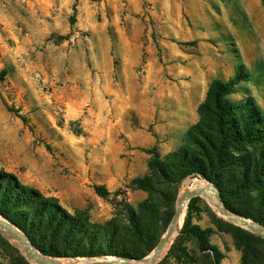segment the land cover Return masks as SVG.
Segmentation results:
<instances>
[{
    "label": "rangeland",
    "instance_id": "rangeland-1",
    "mask_svg": "<svg viewBox=\"0 0 264 264\" xmlns=\"http://www.w3.org/2000/svg\"><path fill=\"white\" fill-rule=\"evenodd\" d=\"M250 1L255 16L240 0H0V172L87 228L126 219L129 209L152 200L144 242L126 238L132 256L160 241L168 211L195 177L241 211L225 206L229 212L264 226V178L252 179L257 150L249 145L226 150L218 185L183 177L180 167L171 181L153 180V192L135 183L151 174L155 154L147 150L170 165L173 152L195 149L189 131L212 80L246 74L225 98L264 113V0ZM254 124L264 135V123ZM243 174L248 181L233 193ZM97 186L107 194L98 195ZM189 203L158 262L264 264V235L200 196ZM250 213L260 222L244 216ZM196 229L205 231L203 247L191 234ZM16 244L0 232V264H35Z\"/></svg>",
    "mask_w": 264,
    "mask_h": 264
},
{
    "label": "trees",
    "instance_id": "trees-1",
    "mask_svg": "<svg viewBox=\"0 0 264 264\" xmlns=\"http://www.w3.org/2000/svg\"><path fill=\"white\" fill-rule=\"evenodd\" d=\"M73 11L72 23L75 22V8ZM246 78V74L243 77L238 73L227 81L212 80L206 100L199 107L200 120L189 131L188 137L196 146L195 149L190 151L179 149L173 152L170 155V165L159 160L154 148L147 150L155 154L154 159L149 162L151 174L137 179L135 183L153 192V180L162 177L171 181V176L180 167L183 170V177L197 174L218 185V169L226 155V150L235 144L249 145L257 150L251 157L252 179L258 181V178H264V135L260 134L261 129L254 124L256 120L264 123V113L249 102L232 103L225 98L226 95L234 92V86L239 81ZM18 116L23 122L26 121L25 117ZM239 179L241 185H238L233 193L245 186L248 176L243 174ZM95 191L102 197L107 194L99 186L95 187ZM223 195H227V192H222ZM151 202L152 200L147 199L138 205V210L129 209L126 219H114L106 225H91L87 228L86 225L75 221L57 203L43 199L36 190L20 185L13 175L0 172V215L17 226L36 249L49 256L71 254L72 257L89 258L104 255L131 257L126 238L132 236L144 242L147 228L143 223V217L153 211ZM225 206L231 211L241 212L227 203ZM255 214H244V216L260 222ZM172 215L170 209L167 213L168 219ZM124 223H128L129 227L121 226ZM204 232L196 229L191 233L202 247ZM89 245L91 247H87ZM79 247H83V251H80ZM152 248L153 245L150 250ZM144 255L145 252H140L132 257ZM218 260L217 257H213L208 264H218ZM157 264H166L165 258Z\"/></svg>",
    "mask_w": 264,
    "mask_h": 264
},
{
    "label": "water",
    "instance_id": "water-1",
    "mask_svg": "<svg viewBox=\"0 0 264 264\" xmlns=\"http://www.w3.org/2000/svg\"><path fill=\"white\" fill-rule=\"evenodd\" d=\"M212 185V184H211ZM213 186V185H212ZM202 190H190L187 191L183 194V196L181 197L180 200V204L179 206L175 208L174 213L172 215L171 221L164 233V235L162 236V238L160 239V241L156 244V246L154 248H152V250L150 252H148V254H146L143 257H117L115 262H109V261H95L89 264H148L151 262H154L155 260L158 259V257L160 256L163 247L165 245V243L168 241V239L172 236L173 232L175 231L174 225L173 223L177 222L180 215L182 214V210L183 207L187 206L189 201L197 196H200ZM215 198H216V202H217V208L218 210L228 219L237 222L238 224L242 223V225L249 227L250 229H252L253 231L259 232L262 235H264V226L248 221L246 218L238 216L234 213L229 212L225 206L222 204L221 200H220V196L218 194V192L215 191ZM0 232L6 234L8 237L16 240L17 238H19V236H22L23 239L27 240V245L26 247L24 246V250L27 253V255L31 258V260L35 263V264H60L57 262H54L52 260H48V259H44V257H48L45 256L44 254H41L38 250H36L33 245L31 244V242L25 237V235L16 228L15 225H13L12 223L6 221L5 219L0 220ZM25 240V241H26ZM22 242V239L20 240L19 243ZM23 244V242L21 243ZM34 250L33 252L30 250ZM50 258V257H48ZM50 259H54V258H50Z\"/></svg>",
    "mask_w": 264,
    "mask_h": 264
},
{
    "label": "bare ground",
    "instance_id": "bare-ground-1",
    "mask_svg": "<svg viewBox=\"0 0 264 264\" xmlns=\"http://www.w3.org/2000/svg\"><path fill=\"white\" fill-rule=\"evenodd\" d=\"M199 189L202 190V192L200 194V197H202L203 199L208 201L211 205H213V207L215 209L218 210L217 202H216V198H215V189H214V187L209 182H207V181H205V180H203L201 178H196V177L191 179L189 184L184 189L186 191H184L178 197L176 206L177 207L179 206L181 197L183 196V194L185 192L190 191V190H199ZM185 208L186 207L184 206L183 210H182V214L180 215L178 221L173 223L175 231L173 232L172 236L168 239V241L165 243L160 256L158 257L157 260H155L154 262L148 263V264H156L163 257L165 252L168 250V248H169V246L171 244V241L173 240L175 234L177 233L178 228H180V226L182 225L183 214H184ZM0 220H2V219L0 218ZM240 224H242V223H240ZM21 239H22L23 244H21L22 242L19 243ZM25 240L23 239L22 236H19V238H17L14 241H15V243H17L16 245H18V247H20V248H22L24 250L25 249L24 246L26 247V245H27V240L26 241ZM30 251L33 252L34 250L31 249ZM44 259L52 260V261L60 263V264H89V263H92V262H95V261H100V260L109 261V262H115L117 260L113 256H109V257H106V258H92V259H88V258L87 259H81V258H79V259H50L48 257H44Z\"/></svg>",
    "mask_w": 264,
    "mask_h": 264
},
{
    "label": "crops",
    "instance_id": "crops-1",
    "mask_svg": "<svg viewBox=\"0 0 264 264\" xmlns=\"http://www.w3.org/2000/svg\"><path fill=\"white\" fill-rule=\"evenodd\" d=\"M248 2H249V5H248ZM248 2L247 1H245V0H243V2L240 0V3L242 4V6L244 7V9L245 10H247L248 11V14L249 15H253L254 14V16H255V13H253V6H257V5H254L253 4V2H251L250 0H248ZM261 8V7H260ZM259 8V10H258V15H261V16H263L264 15V10L261 8L260 9Z\"/></svg>",
    "mask_w": 264,
    "mask_h": 264
}]
</instances>
